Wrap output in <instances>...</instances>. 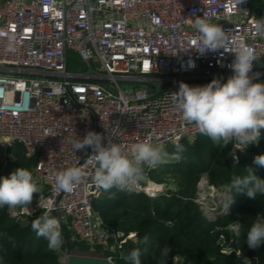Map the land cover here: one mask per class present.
Instances as JSON below:
<instances>
[{"label": "built area", "instance_id": "1", "mask_svg": "<svg viewBox=\"0 0 264 264\" xmlns=\"http://www.w3.org/2000/svg\"><path fill=\"white\" fill-rule=\"evenodd\" d=\"M254 2H0V167L14 160L18 144L29 156L37 154L34 179L41 187L28 217L47 212L59 219L63 243L75 240L104 246V251L91 253L61 245L57 250L62 264L70 254L104 257L115 264L114 252L124 240L93 207L101 188L92 179L96 168L88 157L92 149L75 151L73 143L88 131L101 133L105 145L111 140L127 149L143 141L162 147L180 145L184 138L198 135L197 128L175 110L171 93L179 90L181 82L189 86H203L213 79L226 82L233 75L230 65L235 54L223 48L197 51L192 43L199 35L194 20L205 16L222 26L234 44L253 48L259 59L250 75L259 73L254 82H264V29L256 28L264 13ZM71 51L85 62V69H70ZM121 81L131 86L130 92ZM246 149L233 143V162ZM70 167L84 170L83 181L72 192L56 191L55 175ZM157 168L145 167L143 179L130 192L152 199L170 195L174 179L152 178ZM203 177L195 201L210 219L227 214L230 189L221 196ZM127 239L137 241V236L130 234Z\"/></svg>", "mask_w": 264, "mask_h": 264}, {"label": "trees", "instance_id": "2", "mask_svg": "<svg viewBox=\"0 0 264 264\" xmlns=\"http://www.w3.org/2000/svg\"><path fill=\"white\" fill-rule=\"evenodd\" d=\"M69 61L70 68L86 67L73 51ZM231 143L216 144L201 133L184 138L180 142L184 151L170 169L175 184L170 195L152 199L145 194L101 188L93 207L124 239L114 252L115 264H131L123 257L134 249L141 251V264H264V243L252 250L246 242L247 232L257 216L264 218V195L252 199L245 193H235L232 188L233 178L247 175V168L264 179V167L254 162L256 156L264 155V130L259 141L240 154L238 162L230 157ZM170 145V151L175 153V145ZM13 154L14 160L4 169L0 167V177L10 176L19 167L28 169L34 176L38 155L29 156L19 144ZM203 175L214 186H228L232 194L231 210L216 219L206 216L195 201ZM151 176L158 178L156 173ZM39 217L37 213L21 220L8 206L0 207V264H62L58 250L49 249L47 240L37 236L31 227ZM232 223L241 224L239 236L230 229ZM130 234H135L137 241L127 239ZM145 236L147 243L143 242ZM165 246L171 252L162 257ZM62 248L91 253L104 251L102 244L75 240L63 243Z\"/></svg>", "mask_w": 264, "mask_h": 264}, {"label": "clouds", "instance_id": "3", "mask_svg": "<svg viewBox=\"0 0 264 264\" xmlns=\"http://www.w3.org/2000/svg\"><path fill=\"white\" fill-rule=\"evenodd\" d=\"M194 27L199 33L192 42L197 51L205 53L223 48L235 54L230 65L233 75L226 82L213 79L203 86H189L181 82L179 90L171 93L175 110L181 114L183 121L194 125L216 144L234 142L237 147L244 149L249 144L257 143L261 138V129H264V82H254L259 73L250 75L254 62L259 59L255 50L234 44L222 26L211 23L205 16L197 17ZM256 28L264 29V21H258ZM103 140L101 133L88 131L83 139L73 143V149H92V154L88 156L96 164L92 179L98 188L105 191L113 188L132 191L143 179L145 167L156 168L168 162L169 153L162 146H153L150 141L137 142L127 149L122 143H113L111 140L105 145ZM175 149L173 158L179 160L184 149L178 143ZM254 162L264 167V155L256 156ZM246 171L247 175L233 178L235 193H245L252 199H256L258 194L264 195V179L256 177L251 168ZM84 175L81 167H70L58 172L55 175L56 191L72 192L83 181ZM39 191L32 172L19 167L10 176L0 177V207H22L28 210L33 194ZM232 226L234 234L239 236L241 224ZM31 227L37 236L47 240L49 249L56 250L62 245L61 224L56 217L46 212L35 219ZM143 242H148L147 236ZM246 242L252 250L264 243V218L257 216L247 232ZM170 252L171 248L165 246L161 256L167 257ZM140 256L141 251L134 249L123 258L131 264H141Z\"/></svg>", "mask_w": 264, "mask_h": 264}, {"label": "rangeland", "instance_id": "4", "mask_svg": "<svg viewBox=\"0 0 264 264\" xmlns=\"http://www.w3.org/2000/svg\"><path fill=\"white\" fill-rule=\"evenodd\" d=\"M2 1H4V0H0V2H2ZM78 59V58H77ZM71 70H75L76 68H74V67H71L70 68ZM79 69V68H78ZM120 84H121V86H122V88L123 89H125V88H128V92H130V89H131V86H128V84L127 83H124V82H120ZM264 129H261V132L263 131ZM233 143L234 142H232L231 143V147H230V151H231V148H232V146H233ZM251 144H249L248 146H250ZM170 146L171 145H166L165 147H163L168 153H169V158H168V162L167 163H164V164H161V165H159L158 166V168L157 169H155V170H153L151 173H152V175L153 174H157V176H158V178H156L157 180H159V179H161V180H163V179H165L166 177H168V178H172V180H173V177L171 176V174H170V169L173 167L172 165H173V162L174 161H178V160H176V159H174L173 158V153L170 151ZM247 146V147H248ZM230 151H229V154H230ZM152 177V176H151ZM207 178V176L206 175H204V177L203 178ZM153 178V177H152ZM37 183V182H36ZM38 184V183H37ZM38 186L39 187H41V185H39L38 184ZM216 188V192L218 193H220L221 194V196L222 195H226V194H228V192H229V187L228 186H221V187H215ZM37 197V193H34L33 194V201H32V203H31V205L29 206V208H28V210H25L24 208H22V207H17V208H10V210L13 212V213H15V215L19 218V219H21V220H25V218L26 217H28L29 215H28V211L33 207V205H34V200H35V198ZM209 200L207 199V204L209 205ZM222 203H223V201L222 202H220L219 203V206H221L222 205ZM216 217H219V216H216Z\"/></svg>", "mask_w": 264, "mask_h": 264}, {"label": "water", "instance_id": "5", "mask_svg": "<svg viewBox=\"0 0 264 264\" xmlns=\"http://www.w3.org/2000/svg\"><path fill=\"white\" fill-rule=\"evenodd\" d=\"M69 63V55L67 54V64ZM232 202L226 211H230ZM55 214V212H53ZM14 215V214H13ZM66 264H113L109 259L93 255H76L70 254L67 257Z\"/></svg>", "mask_w": 264, "mask_h": 264}, {"label": "crops", "instance_id": "6", "mask_svg": "<svg viewBox=\"0 0 264 264\" xmlns=\"http://www.w3.org/2000/svg\"><path fill=\"white\" fill-rule=\"evenodd\" d=\"M254 5L260 10L261 13H264V0H255Z\"/></svg>", "mask_w": 264, "mask_h": 264}]
</instances>
